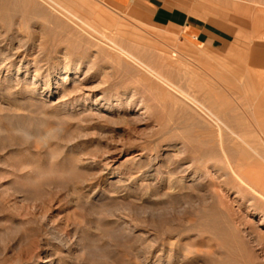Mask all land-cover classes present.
<instances>
[{"label":"rangeland","instance_id":"obj_1","mask_svg":"<svg viewBox=\"0 0 264 264\" xmlns=\"http://www.w3.org/2000/svg\"><path fill=\"white\" fill-rule=\"evenodd\" d=\"M56 1L99 29L96 37L109 45L82 35L44 4L59 23L26 22L20 14L11 31L0 32L5 45L17 39L0 60V264H207L206 230L225 223L224 206L219 214L211 210L217 203L207 188L218 173L198 160L200 148L207 149V109L197 107L193 119L180 103L154 99L138 69L148 64L177 73L174 84L196 91L201 102L202 95L210 101L214 94L216 102L225 92L235 105L229 116L245 121L222 124L225 146L253 149L264 169V51L258 49L264 45L210 51L186 27L158 22L149 0L126 7ZM206 1L213 6L156 0L170 2L201 29L212 20L231 42H264V0ZM22 42L33 47L15 55ZM116 49L124 60L115 58ZM226 72L240 88L223 82ZM260 218L247 220L256 226Z\"/></svg>","mask_w":264,"mask_h":264},{"label":"bare ground","instance_id":"obj_2","mask_svg":"<svg viewBox=\"0 0 264 264\" xmlns=\"http://www.w3.org/2000/svg\"><path fill=\"white\" fill-rule=\"evenodd\" d=\"M40 4L46 5L47 7L50 8V10L52 9L54 12H56L57 15L62 16V18L64 17L68 22H70L69 24H72L77 29H79L78 31L82 32V35L84 34V35H86V37L87 36L91 37V38L93 37L95 39L96 34L97 35L99 34L98 33L99 29L97 31L86 20L81 19V18L77 17L75 14L70 13V11H68V9H66L64 6L60 5L59 3H57L56 0H0V32L2 29L6 30L7 32L11 31V25H13L12 23H14V20L20 14L23 15V18L26 22H30L33 18L37 19V17H42L48 21L52 20L53 14L52 15L49 14L52 12L49 11V9H47L49 12L48 13L46 8H43V6ZM63 4L65 5V3H63ZM19 19H20V17H19ZM56 19H58V18H56ZM54 23H59V20H57V22H54ZM61 24H64V23H61ZM56 25H59V24H56ZM69 26L70 25H68V27ZM57 27L59 28V26H57ZM66 27H67V25H66ZM102 30L104 31V29H102ZM102 30H101V32H102ZM80 32H79V34H80ZM103 33L105 34V31ZM60 36H61V34H59V35L55 34L54 39L57 37L59 38ZM0 37H1V35H0ZM66 37L69 39L70 36H66ZM64 38H65V36H64ZM3 39H5V37ZM6 39L7 40L6 41L4 40V42L7 45H5L3 43L2 39L0 41V60L5 55V51L8 50V52H10V53L13 51L12 50V48H13L12 44L17 40L14 37L9 38V39L6 38ZM54 39L52 41L55 42ZM59 39H57V40H59ZM96 41L99 42L98 43L99 45H109L108 43L103 41V39H99L98 37H96ZM86 42H89V41H86ZM86 42H85V44H86ZM32 47H30V45L24 44V43L22 45H18V47L16 49L17 52H15V55L19 54L22 51L29 52L30 48H32ZM158 51H160V50H158ZM116 53H117V56H115V58L118 61L124 60L125 55H126L124 51H122L120 49H116ZM116 53L114 52V54H116ZM157 53H155V54L157 55ZM68 54H69V52H68ZM68 54H66V55H68ZM145 54H147V53H145ZM158 55H160V54L158 53ZM158 55H157V57H159ZM164 55H166V54H163V56ZM150 57H151V55H150ZM126 58H128V57L126 56ZM152 58H154V57H152ZM152 58H151V60H152ZM155 58H156V56H155ZM161 60L162 59H160L159 62H162ZM165 61H167V60L165 59ZM137 62H139V61H137ZM137 62H135V63H137ZM145 64H143V65H145ZM175 64H177V63L175 62ZM184 64H186V63H184ZM135 65H137V64H135ZM147 65L139 67L140 70L138 69V72L139 71L143 72V73L140 72L142 74L139 73L140 74L139 80L141 82L145 83V85L150 90L149 92H151L154 99H156V100L158 99L161 101L168 100L174 104L180 103V105L182 106V110L185 111L188 109V111L191 110L193 112L194 115L191 114V116H190L191 118L197 116V113H198V112H196L197 107H200V106L203 107L204 106V108L206 107V109H207V124H206L207 125L206 126L207 127V149L203 148L201 145V147L203 149L200 148V150H202V152H199V150H196L197 152H199L198 154L201 153V158H199V159L196 157L195 158L198 160H201V162H202L201 165L203 164L204 166H207V169H214V172L217 171V173H218V174H216L215 177L213 176L215 179H214L213 183H211V185H207V188L209 186V188L212 189V192L215 195L214 198H216V200H214V199L213 200L216 201V203H217V206H213V209H211V210H214V212L217 210L218 213H216V214H219V213H222L223 207H221V206H224L225 217L223 214H220V215H223V219L225 218V223L224 224L222 223L223 225L218 224L220 226L216 225L217 227H215V225H214V227H212L210 229L209 228H207V230L205 229L207 231V234L205 233V230L203 232L207 235V239H208V242H207V262L206 263L207 264H264V233L261 232V229H264V227H263L264 226V169H260L261 167H259V166H261V164L257 163L258 161L256 162V160H255L256 155H254V152L252 151L253 149L252 150H251V148L248 149L247 147L243 146L242 144H240L238 142L232 143L233 145L230 146L229 148H227L225 146L226 143L224 144L225 141H223L224 140V136H223L224 129H222L221 126H222V124L224 125L225 121L226 122L227 121L235 122L239 126L241 119L240 120L238 119L239 121L236 122L235 117L229 116L230 112L234 111L233 106H235V105H233L231 103V101L227 100L226 95L225 96L223 95L225 92L222 95H220L219 99H217L218 101H216V102H214V100L212 101V99H214L216 97V95L214 96V94H213L214 98L210 99V101L207 99V95H202V96H205L206 99H205V101L201 102L200 99L195 97L197 95L193 96L194 94H196V91L194 92V94L192 92V94H193L192 95V94H190V92L188 93V91L187 92H186V90L184 91L179 85L174 84L175 80L178 79L177 73L170 72L169 70L167 72V69H166V71H165V69H161V68L155 69L151 65H150L151 68H149ZM160 65H163V64L161 63ZM2 67H3V65L1 66V68ZM163 67H164V65H163ZM180 67H182V66H180ZM64 69H66V73L69 72V69H70L69 64H67ZM125 69H127V68H125ZM198 69H199V67H198ZM134 72H133V74H134ZM129 73L130 72H128V74ZM182 73H183V71H182ZM198 73L195 75V73L192 72L191 77H194V75H195V77H197ZM221 73H223V72H221ZM221 73H219V74H221ZM179 75H181V74H179ZM201 75L202 74H200V76ZM188 77H189V74H188ZM195 79L196 78H194V80ZM205 79H207V78L205 77ZM222 80H223V82H225L229 85H232L235 87L238 86L240 88V86L237 83H234V80L229 75L223 76ZM200 83H199V85L197 84V88L199 89V90H197V92L200 90L203 92L204 86L202 85L203 83L201 85H200ZM193 84H191V85H193ZM187 85H189V84H187ZM205 85H207V84H205ZM189 87H190V85H189ZM205 87H208V86H205ZM238 87H236V88H238ZM236 90L235 91L233 90L232 93L234 94V92H236ZM191 91H194L193 88ZM201 91H200V94H201ZM209 98H210V94H209ZM223 107H226V108L224 109ZM234 113H236V110ZM185 114H187V113H185ZM184 117H186V116H184ZM237 118H239V117H236V119ZM243 118H244V116H243ZM243 118L241 120V124L245 122V121L242 122ZM195 119L197 120V117ZM245 119H246V117H245ZM178 122H179V120H178ZM199 123H201V122H199ZM235 123L233 124V126L236 125ZM245 125H246V123H245ZM179 127H180V125H179ZM234 127L235 128H233V129L236 130V126H234ZM19 129H20V127H19ZM229 130L232 131L231 128ZM241 130H242V128H241ZM21 131L23 132L22 129H21ZM241 133H243V131ZM199 134H201V133H199ZM205 136H206V134H205ZM258 164H260V165H258ZM201 165L196 166V167H202ZM258 170H259V172H258ZM177 184L179 185L180 183H177ZM179 187L176 185V188H179ZM182 189H184V188H182ZM207 191H209V190H207ZM232 195H234L233 200L231 199ZM229 198L231 200H228ZM227 200L231 201L230 203L235 204L236 210H233L234 208H232L231 205L230 206L232 209L228 208L229 204L227 205V202H228ZM211 208H212V206H211ZM208 209H210V208H208ZM211 210H210V213H212ZM214 212L212 215H215ZM210 213H209V215H210ZM256 215H259L261 217L260 222L258 224H256V226H255V224H254V226H252L251 223L247 220V218L250 219L251 217H253V216L255 217ZM207 218H208V216H207ZM211 218H212V216H210V219ZM212 222H215V221H212ZM212 222H208V223L213 224ZM209 226L210 225H208L207 227H209ZM260 226H261V228H260ZM177 237H178V235H177ZM186 250L189 251V249H186ZM191 251H193V250H191Z\"/></svg>","mask_w":264,"mask_h":264},{"label":"crops","instance_id":"obj_3","mask_svg":"<svg viewBox=\"0 0 264 264\" xmlns=\"http://www.w3.org/2000/svg\"><path fill=\"white\" fill-rule=\"evenodd\" d=\"M113 4L120 6V7H126L129 6L131 3L134 2V0H110ZM152 2L153 6L155 7V14L154 18L158 22H168L177 26H184L186 27V30L190 32L191 34H197V39L200 40V42L207 45V49L210 51H222L228 47V45H264V42H258V43H234L229 41L227 37V31L222 29L219 25L214 23L212 20L207 19V29H201L197 27L195 24H192L190 22V17L185 16L183 13L178 11H172L174 8L168 2L164 6L159 5L156 0H149ZM194 1L198 7L200 6H213L211 3L207 2L206 0H192ZM177 8L181 11H184L188 14H192V10L187 9L184 5H179ZM190 23V24H189ZM259 50L264 51V46L258 48ZM226 75H228V72H226ZM224 76V75H223ZM222 79V77H221ZM235 80H238L236 78Z\"/></svg>","mask_w":264,"mask_h":264}]
</instances>
